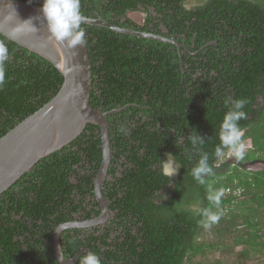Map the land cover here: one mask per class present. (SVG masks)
<instances>
[{
    "label": "trees",
    "instance_id": "16d2710c",
    "mask_svg": "<svg viewBox=\"0 0 264 264\" xmlns=\"http://www.w3.org/2000/svg\"><path fill=\"white\" fill-rule=\"evenodd\" d=\"M141 9L143 24L131 17ZM81 12L180 46L81 23L91 105L115 111L107 116L112 160L104 184L114 218L102 228L64 231L65 257L87 249L102 264H231L241 247L240 264H264V0H81ZM0 44L9 54L0 84L2 138L51 101L64 77L2 34ZM230 97L246 100L238 123L251 147L242 159L230 148L215 156ZM197 133L204 142L194 147L189 137ZM202 153L213 173L200 184L192 169ZM168 154L180 166L175 177L162 173ZM102 162L101 130L88 124L6 190L0 264H60L56 229L100 213L94 183ZM249 163L261 168L251 171ZM220 189L217 205L209 196ZM204 210L220 216L209 228Z\"/></svg>",
    "mask_w": 264,
    "mask_h": 264
},
{
    "label": "water",
    "instance_id": "95a60500",
    "mask_svg": "<svg viewBox=\"0 0 264 264\" xmlns=\"http://www.w3.org/2000/svg\"><path fill=\"white\" fill-rule=\"evenodd\" d=\"M43 3L44 0H0V34L49 61L64 77L61 89L51 101L0 138V196L40 160L74 141L88 124L98 126L103 162L95 179L94 193L103 215L92 221L64 223L54 233V252L58 262L77 264L80 256L89 250H82L71 259H67L63 252L64 259L61 260V235L68 229L98 226L109 217L108 204L103 195L112 160L107 116L115 111L104 113L92 107V64L88 47L85 44L72 49L57 43L48 33L46 21L42 18ZM29 19H32L36 32L20 24ZM81 23L180 46L174 39L120 27L103 18L83 16Z\"/></svg>",
    "mask_w": 264,
    "mask_h": 264
},
{
    "label": "clouds",
    "instance_id": "9594fccd",
    "mask_svg": "<svg viewBox=\"0 0 264 264\" xmlns=\"http://www.w3.org/2000/svg\"><path fill=\"white\" fill-rule=\"evenodd\" d=\"M42 18L46 21L48 33L59 44L66 45L69 48L75 49L77 46L86 44V33L81 28L83 20L81 12V0H44L41 8ZM39 19V18H37ZM21 25L29 26L30 30L36 32L37 29L33 26L32 19L20 23ZM9 59L8 49L0 44V84H3L5 79L4 64ZM226 103H231V109L225 114L220 126V146L215 149L217 158L224 154V148H230L236 158L242 159L245 154V144L242 142V129L239 127V121L246 118V113L242 110L245 107L246 100L235 99L231 97ZM192 145L195 147L204 142L203 138L197 133L189 137ZM208 154L202 153L198 164L192 169L193 177L200 183H205L204 177L213 173L212 166L208 163ZM180 166L175 163V158L168 154L167 161L161 160L162 173L172 177L176 174ZM223 195V189H220L209 199L219 205L220 197ZM203 215L207 218L204 223L205 228H209L211 224L216 223L220 216L212 213L209 210H204ZM60 259L63 260V250H61ZM80 264H102L100 257L89 251L80 258Z\"/></svg>",
    "mask_w": 264,
    "mask_h": 264
},
{
    "label": "rangeland",
    "instance_id": "374dc122",
    "mask_svg": "<svg viewBox=\"0 0 264 264\" xmlns=\"http://www.w3.org/2000/svg\"><path fill=\"white\" fill-rule=\"evenodd\" d=\"M194 4H195L194 2H193V3H190V2H189L188 6H189V7H192ZM131 17H132L136 22H138V23H142V24H143L144 19H145V17H146V14H145V12L141 9V11H139V12L131 13ZM243 143L245 144V148L251 147V142H250L249 140H247V141H245V142H243ZM229 156H231V154H230ZM247 168H248L249 170H251V171H257V170H259L261 167H260V165H256V164H254V163H249V164H247ZM177 175H178V171H177L176 174L173 175V176L175 177V176H177ZM242 199H243V198H240L239 200H242ZM241 250H242L241 247L235 249V251H234V253H233V256H232V258H231V262H230L231 264H233V262H236L237 264L242 263V262L239 260V257H238V255H239V253L241 252ZM256 263H257V260H256V258H254V259H252L251 263L249 262V263H247V264H256ZM244 264H245V263H244Z\"/></svg>",
    "mask_w": 264,
    "mask_h": 264
},
{
    "label": "flooded vegetation",
    "instance_id": "af4514ba",
    "mask_svg": "<svg viewBox=\"0 0 264 264\" xmlns=\"http://www.w3.org/2000/svg\"><path fill=\"white\" fill-rule=\"evenodd\" d=\"M103 195H104L105 201H106L107 204H108V209H109V212H110L107 221H106V222H103L102 224H100V225H98V226H95V227H88V228H84V229L102 228V227H105V226L109 225V224L112 222V220H113V218H114V214H113V212H112L111 209H110V204H111V203H110V201H108V199L106 198V196H105V194H104V190H103ZM94 198H95V199H94L95 202H97L98 205H99V207H97V210L100 211L99 215L97 216V215L94 214L92 219H84V220H82L81 217H77L78 219H76V220H74V221H71V222H87V221H92V220H95V219H98V218L102 217V215H103V213H102V207H101L100 203L98 202V199H97L96 195H95ZM80 252H81V251H80Z\"/></svg>",
    "mask_w": 264,
    "mask_h": 264
}]
</instances>
